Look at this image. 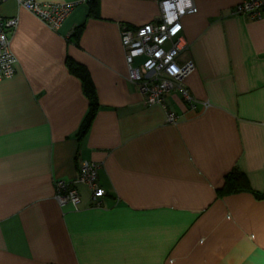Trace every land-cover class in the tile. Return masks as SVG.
I'll list each match as a JSON object with an SVG mask.
<instances>
[{
	"label": "crops",
	"instance_id": "obj_1",
	"mask_svg": "<svg viewBox=\"0 0 264 264\" xmlns=\"http://www.w3.org/2000/svg\"><path fill=\"white\" fill-rule=\"evenodd\" d=\"M72 4L57 29L8 0L15 74L0 81V264H264V14L233 15L242 0H193L181 18L198 102L166 95L168 123L127 80L121 25L156 18L160 0H35ZM89 74L97 107L81 80ZM201 102H207L203 109ZM99 162L103 207L79 185L78 209L59 206L56 179ZM237 168L242 188L222 193Z\"/></svg>",
	"mask_w": 264,
	"mask_h": 264
},
{
	"label": "built area",
	"instance_id": "obj_2",
	"mask_svg": "<svg viewBox=\"0 0 264 264\" xmlns=\"http://www.w3.org/2000/svg\"><path fill=\"white\" fill-rule=\"evenodd\" d=\"M8 0H0V5ZM51 29H57L70 13L72 4L40 3L35 0H15ZM91 1V0H88ZM197 12L193 0H160L159 14L153 20L136 28L120 27V42L127 64V80L134 84L146 105L159 104L166 111L168 123H175L179 115L167 109L166 95L178 92L191 110L198 102L190 94L186 80L194 71L191 59L180 60L187 49L182 32L181 18ZM233 15H244L251 20L264 14V0H242L231 9ZM17 26V18L0 15V81L11 78L16 71V58L10 49V36ZM205 109L207 102H201ZM99 162L82 160L73 180L54 181V199L59 206L71 204L78 209L80 194L78 186L89 191L91 206L103 207L105 190L98 183Z\"/></svg>",
	"mask_w": 264,
	"mask_h": 264
},
{
	"label": "trees",
	"instance_id": "obj_3",
	"mask_svg": "<svg viewBox=\"0 0 264 264\" xmlns=\"http://www.w3.org/2000/svg\"><path fill=\"white\" fill-rule=\"evenodd\" d=\"M69 65L70 71L83 83L84 92L89 99V112L82 121L78 132L79 136H83L90 126L95 109L97 107L94 95V86L89 74L83 66L73 62L72 60H70ZM224 179V186L222 190H220L222 193H229L238 190L242 188L243 182L246 181L244 174L237 168H233L230 172H228L224 176Z\"/></svg>",
	"mask_w": 264,
	"mask_h": 264
}]
</instances>
